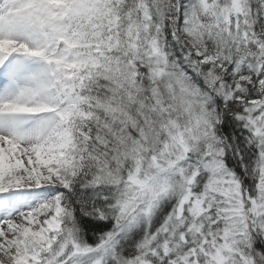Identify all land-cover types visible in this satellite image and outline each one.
Masks as SVG:
<instances>
[{
    "label": "snow or ice",
    "instance_id": "obj_1",
    "mask_svg": "<svg viewBox=\"0 0 264 264\" xmlns=\"http://www.w3.org/2000/svg\"><path fill=\"white\" fill-rule=\"evenodd\" d=\"M0 264H264V0H0Z\"/></svg>",
    "mask_w": 264,
    "mask_h": 264
}]
</instances>
